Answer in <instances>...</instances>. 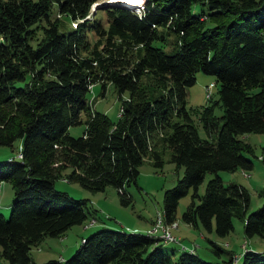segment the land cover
Masks as SVG:
<instances>
[{
	"label": "trees",
	"instance_id": "obj_1",
	"mask_svg": "<svg viewBox=\"0 0 264 264\" xmlns=\"http://www.w3.org/2000/svg\"><path fill=\"white\" fill-rule=\"evenodd\" d=\"M94 1L0 0V143L20 139L15 155L0 160V182L9 180L14 194L9 216L0 211L2 264H54L35 262L31 247L95 219L88 199L57 188V177L93 191L111 184L128 203L125 185L137 183L140 164L162 166L165 152L175 169L183 165L163 191L165 220L177 218L192 186L184 221L225 235L236 216L245 235L264 236V186L261 205L247 212V186L217 172L252 168L249 131L263 132L264 162V0H144L139 10L112 2L90 14ZM195 1L208 10L193 12ZM198 70L215 74L218 97L195 108L187 91ZM93 82L102 94L107 82L118 91L115 119L94 107ZM79 122L82 132L71 134ZM206 171L214 174L199 193ZM211 242L223 260L183 248L172 261L161 237L103 226L82 235L61 264H264L263 251L247 247L238 263L232 249Z\"/></svg>",
	"mask_w": 264,
	"mask_h": 264
},
{
	"label": "rangeland",
	"instance_id": "obj_2",
	"mask_svg": "<svg viewBox=\"0 0 264 264\" xmlns=\"http://www.w3.org/2000/svg\"><path fill=\"white\" fill-rule=\"evenodd\" d=\"M101 1L105 0H96L92 3L90 14H92L93 5ZM191 10L195 13L200 10L207 11L208 6L206 3L195 1L192 3ZM103 11L102 7H98L97 14L105 15ZM73 23L71 21V24ZM210 83H212L211 86H209ZM100 89V83L93 82L90 85V90L87 95L89 98L95 97V108L105 111L111 118L115 119L121 109V97L112 82H107L103 94L100 92ZM127 94L128 92L126 90L123 91L122 97H126ZM217 97L218 82L215 74L198 70L195 81L188 86L187 105L199 108L204 104L214 101ZM215 111L216 113H220L221 108L216 105ZM81 114L85 116L83 111ZM84 125V122L70 124L68 130L71 134L77 135L82 132ZM198 132L201 136H206L207 134L200 123L198 124ZM243 136L254 147L253 154L245 152L246 155L253 159L252 168L242 169L238 167L234 170L222 168L218 169L217 172L226 181L233 180L247 186L250 193V202L246 211L249 212L261 205L263 201V196L259 193V190L264 186V162L259 157L263 143V132L249 131L243 133ZM19 141V138L16 139L12 145L0 143V160L15 155ZM163 156L164 162L162 166H155L148 158H145L140 164L137 183L130 182L125 185L126 191L132 196V200L128 203L121 202L116 187L111 184L106 185L104 189L93 191L80 185L76 181L66 179L63 175L57 177L54 181L57 188L64 189L75 197H86L88 199V203L97 209L95 219L92 220L91 217H88L83 223H75L59 236L47 235L37 245L31 247L30 255L33 260L41 263L49 258H56L59 261L54 264H61V261L68 257L79 245L82 235H87L103 226L125 229L136 227L133 230L145 232L147 228L141 226L150 224L151 217L156 216L158 210L162 211L164 188L173 185L177 176H180L183 172V165L175 169L174 162L168 159V152H165ZM65 170H69V168ZM213 174V171L205 172L203 179L197 186L199 193L204 191L208 178ZM192 192L193 187L190 186L188 191L179 198L177 203V218L174 219H178V232L182 234V238L180 240H165L161 236L156 235L162 238V246L168 251L172 261L176 260L178 254L184 247L192 248L193 245L197 247V251L204 259L212 260L217 259L219 256L224 257V252L217 254L212 248V242L210 240L211 238L213 239L211 237L212 235H214V238L221 246H225L227 249L232 248L237 253L243 252L245 249L241 244L244 241L246 242V248H253L264 253V236L258 234L251 236L245 235L243 220L239 217H233V228L225 235H218L214 229L205 230L204 228L187 224L180 217V214L190 201ZM13 198L14 194L11 182L9 180H2L0 182V211L6 217L9 216ZM225 240L228 241V244L225 243ZM239 254L242 255V253H238V256ZM240 260L241 258L239 257L236 262L239 263ZM3 261L4 258L0 255V264ZM106 264L114 263L109 261Z\"/></svg>",
	"mask_w": 264,
	"mask_h": 264
},
{
	"label": "built area",
	"instance_id": "obj_3",
	"mask_svg": "<svg viewBox=\"0 0 264 264\" xmlns=\"http://www.w3.org/2000/svg\"><path fill=\"white\" fill-rule=\"evenodd\" d=\"M144 0L139 4L132 5L138 10L143 6ZM212 83L209 84L211 86ZM20 155V151L17 152ZM94 220V218H92ZM178 221L176 219L165 220L162 213L158 210L152 225L145 231L148 234L159 235L165 240H179L178 236L174 233L173 228L177 227ZM194 246L190 250H194ZM237 254H234V260L237 259Z\"/></svg>",
	"mask_w": 264,
	"mask_h": 264
},
{
	"label": "crops",
	"instance_id": "obj_4",
	"mask_svg": "<svg viewBox=\"0 0 264 264\" xmlns=\"http://www.w3.org/2000/svg\"><path fill=\"white\" fill-rule=\"evenodd\" d=\"M187 93H188V91H187ZM160 211V210H159ZM161 213H162V216H163V210L162 211H160ZM155 217L156 216H153V217H151V219H150V224H148V225H142L141 227H145V228H149L150 226H151V224H152V222L154 221V219H155ZM163 219H164V217H163ZM177 221H178V219H177ZM186 223L187 224H189L190 226L192 225V226H194L193 224H191L190 222H187L186 221ZM179 222H178V224H177V227H175V228H173V231H174V233L178 236V238H179V240L182 238V234H180L178 231H179ZM131 229H136V227H131ZM144 230H146V229H144ZM212 230V229H211ZM201 233L202 234H204L203 233V231H201ZM211 237H213V239L211 238L210 240L211 241H215V242H218L215 238H214V235H212ZM219 243V242H218ZM225 243L226 244H228V241L227 240H225ZM220 244V243H219ZM245 248H246V242L244 241V242H242L241 243ZM185 245V244H184ZM199 245V244H198ZM190 246V245H189ZM194 246V248H195V251L199 254V252L197 251V247L195 246V245H193ZM192 246V247H193ZM184 248H186V249H190V248H187V247H184ZM229 249H232V248H229ZM232 251H233V253H236L237 255V258H241V254H239V256H238V253H242V252H238L237 253V251L236 250H234V249H232ZM236 251V252H235ZM200 255V254H199ZM201 256V255H200ZM224 257H226V255L224 256ZM224 257H222V256H219L217 259H212V261H216V262H219V261H221V260H223L224 259Z\"/></svg>",
	"mask_w": 264,
	"mask_h": 264
},
{
	"label": "water",
	"instance_id": "obj_5",
	"mask_svg": "<svg viewBox=\"0 0 264 264\" xmlns=\"http://www.w3.org/2000/svg\"><path fill=\"white\" fill-rule=\"evenodd\" d=\"M118 1H119V3H123L121 0H105V1H101V2H96L92 7V11H94L96 9V7L99 5H105L107 3L118 2ZM123 4H126V3H123Z\"/></svg>",
	"mask_w": 264,
	"mask_h": 264
},
{
	"label": "bare ground",
	"instance_id": "obj_6",
	"mask_svg": "<svg viewBox=\"0 0 264 264\" xmlns=\"http://www.w3.org/2000/svg\"><path fill=\"white\" fill-rule=\"evenodd\" d=\"M121 1L126 4L135 5V4H139L141 0H121Z\"/></svg>",
	"mask_w": 264,
	"mask_h": 264
},
{
	"label": "clouds",
	"instance_id": "obj_7",
	"mask_svg": "<svg viewBox=\"0 0 264 264\" xmlns=\"http://www.w3.org/2000/svg\"><path fill=\"white\" fill-rule=\"evenodd\" d=\"M128 5H131V4H128ZM132 6V5H131Z\"/></svg>",
	"mask_w": 264,
	"mask_h": 264
}]
</instances>
